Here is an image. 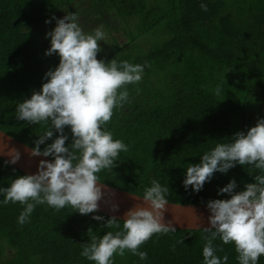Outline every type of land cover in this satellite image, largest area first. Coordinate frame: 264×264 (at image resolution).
Segmentation results:
<instances>
[{"label": "trees", "instance_id": "obj_1", "mask_svg": "<svg viewBox=\"0 0 264 264\" xmlns=\"http://www.w3.org/2000/svg\"><path fill=\"white\" fill-rule=\"evenodd\" d=\"M63 12L78 14L85 32L103 26L106 42H99L98 59L145 69L138 84L126 86L129 100L106 125L128 151L119 154L116 167L98 174L101 182L143 195L158 180L169 187L168 201L192 204L230 198L218 191L232 179L237 192L255 182L259 171L250 174V166L237 164L226 174L214 173L199 192L183 186L189 164L264 118V0H0V129L31 147L50 125L18 120L16 106L58 66V54L45 55L51 46L46 33ZM65 134L71 143L69 127ZM5 161L0 157V186L8 187L26 173ZM23 208L0 204V264H94L80 255L81 244L123 228L120 219L119 228L106 227L112 216L100 211L81 215L71 206L47 204L20 224ZM204 237V229L153 234L139 248L147 260L125 250L113 264H203ZM213 243L218 256L238 264L234 244Z\"/></svg>", "mask_w": 264, "mask_h": 264}, {"label": "clouds", "instance_id": "obj_2", "mask_svg": "<svg viewBox=\"0 0 264 264\" xmlns=\"http://www.w3.org/2000/svg\"><path fill=\"white\" fill-rule=\"evenodd\" d=\"M200 7L207 11L206 3ZM52 19L56 26L46 33L51 46L45 55L58 54L60 62L45 74L47 82L42 88L16 106V118L29 124L50 125L34 142L30 155L53 159L41 160L36 174L18 175L8 187L0 186V204L19 202L24 206L18 217L20 224L29 219L37 205L47 204L56 210L71 206L81 215L98 211L99 201L105 195L98 174L116 167L119 154L128 151V146L114 139L106 125L114 109L129 100L126 86L138 84L145 70L141 64L98 59L102 51L99 42H106V34L100 27L86 33L76 13ZM220 91L218 86L217 94ZM66 127L71 131L69 144ZM54 133L59 135L41 149ZM8 155L11 159L5 163L15 164L21 154L12 148ZM237 164L250 166V174L252 169L259 174L255 175V182L246 183L239 192L235 191L237 182L232 179L218 191V195L227 193L230 198L207 202L210 226L204 228L203 264H228L226 255H217L213 243L217 238L223 244L235 245L238 264H259L264 256V118L247 131L236 132L230 142L217 143L201 156L199 163L189 164L183 186L199 192L214 173L226 174ZM168 194V186L153 180L140 196L148 206L130 208L122 230L91 236L89 242L81 244L80 255L94 264H113L114 255L123 256L128 250L140 261L147 260V253L140 251V246L153 234L176 230L163 222ZM118 207L112 204L113 211ZM93 219L101 221L104 217L94 215ZM118 220L113 216L105 226L119 228Z\"/></svg>", "mask_w": 264, "mask_h": 264}, {"label": "water", "instance_id": "obj_3", "mask_svg": "<svg viewBox=\"0 0 264 264\" xmlns=\"http://www.w3.org/2000/svg\"><path fill=\"white\" fill-rule=\"evenodd\" d=\"M12 148L17 149L21 155L15 164H10L26 174H36L41 160H52L51 157L31 156L30 152L33 147L0 129V157L9 161L11 157L8 155V152ZM100 183L104 185L105 192L104 197L99 201L98 211L102 213L123 220L125 213L133 206H148L142 201V197H140L142 195L114 187L104 182ZM112 204L119 206L117 211H113ZM209 216L210 210L207 204L169 201L164 210L163 222L171 224L176 229L202 230L210 226Z\"/></svg>", "mask_w": 264, "mask_h": 264}, {"label": "rangeland", "instance_id": "obj_4", "mask_svg": "<svg viewBox=\"0 0 264 264\" xmlns=\"http://www.w3.org/2000/svg\"><path fill=\"white\" fill-rule=\"evenodd\" d=\"M66 15V12H63L61 14L58 15V19L59 18H63L64 16ZM78 15V14H77ZM55 25H56V20H55ZM97 27H100L103 31H105V29L103 28V26H99V24H94V25H91L89 26V29L86 28V32L87 33H91V32H94V30L97 28ZM53 29V28H52ZM51 29V30H52ZM105 45V44H104ZM241 118L239 117L238 119H236V121H240ZM6 256L9 257L10 256V253L9 251L6 253Z\"/></svg>", "mask_w": 264, "mask_h": 264}]
</instances>
